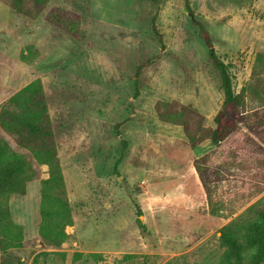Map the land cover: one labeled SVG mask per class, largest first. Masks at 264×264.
Wrapping results in <instances>:
<instances>
[{
  "label": "rangeland",
  "instance_id": "rangeland-1",
  "mask_svg": "<svg viewBox=\"0 0 264 264\" xmlns=\"http://www.w3.org/2000/svg\"><path fill=\"white\" fill-rule=\"evenodd\" d=\"M189 4L193 15L184 0H0V115L18 110L20 89H40L71 210L59 245L41 236L48 167L0 122L33 168L25 193L7 196L0 264H227L221 228L242 234L264 209V0ZM54 8L78 17L77 36L47 20ZM192 20L245 91L217 145L186 134L205 136L223 99Z\"/></svg>",
  "mask_w": 264,
  "mask_h": 264
},
{
  "label": "trees",
  "instance_id": "trees-1",
  "mask_svg": "<svg viewBox=\"0 0 264 264\" xmlns=\"http://www.w3.org/2000/svg\"><path fill=\"white\" fill-rule=\"evenodd\" d=\"M157 4L159 0H151ZM185 8L193 15L189 0H184ZM47 20L54 25L63 27L64 30L73 32L77 36L78 17L60 8L51 9ZM152 18L151 30L161 46L162 36ZM199 33L208 50V58L216 70L222 90L223 99L219 111L213 116V128L207 134L196 138L197 133L186 130L189 143L195 146L201 139L208 138L212 145H217L224 140L236 126L238 112L245 101V91L241 88L235 92L232 76L227 64L220 58L213 48L210 33L197 21ZM75 28V29H74ZM142 65L136 68L135 77L139 74ZM16 103L18 110L4 109L0 115V122L4 129L16 137L20 146L28 149L33 158L40 164L48 167V177L41 180L40 215L42 218L39 232L49 242L59 245L65 238L64 227L71 224V213L65 195V185L56 152L55 138L49 116L47 114L44 98L39 88L29 85L20 89L9 99ZM158 116L166 121H176L173 116H166L158 112ZM184 123V122H183ZM118 125V124H117ZM185 125V123H184ZM117 126H115L116 128ZM118 133V132H117ZM119 135V133H118ZM122 149L127 142L120 140ZM122 155L113 165V172L117 174V166ZM33 176V168L28 158L10 148L8 143L0 138V237L3 238L6 221H8L7 196L12 193L23 195L26 183ZM136 213L141 211L134 201ZM138 226L143 229L141 220L137 219ZM219 243L224 248L223 259L227 264H262L264 262V209L259 211L254 221L247 223L242 234H235L229 225L220 230ZM252 252L245 257V252Z\"/></svg>",
  "mask_w": 264,
  "mask_h": 264
}]
</instances>
